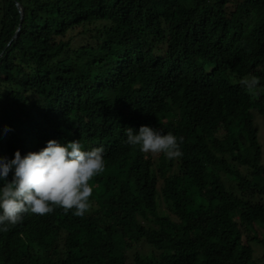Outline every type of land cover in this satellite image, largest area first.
Wrapping results in <instances>:
<instances>
[{
    "label": "trees",
    "instance_id": "16d2710c",
    "mask_svg": "<svg viewBox=\"0 0 264 264\" xmlns=\"http://www.w3.org/2000/svg\"><path fill=\"white\" fill-rule=\"evenodd\" d=\"M232 2L0 0V156L80 140L106 165L83 216L0 231V264H264V0ZM142 125L177 137L175 174L125 143Z\"/></svg>",
    "mask_w": 264,
    "mask_h": 264
},
{
    "label": "clouds",
    "instance_id": "9594fccd",
    "mask_svg": "<svg viewBox=\"0 0 264 264\" xmlns=\"http://www.w3.org/2000/svg\"><path fill=\"white\" fill-rule=\"evenodd\" d=\"M241 83L251 92L257 82L252 79ZM10 130V126H4L5 134ZM124 133L125 143L143 153L163 154L167 159L181 154L180 142L171 132L142 125L138 131L126 127ZM105 166L103 147L85 150L80 140L62 144L51 139L39 151L22 156L17 150L11 159L0 156V231L21 222L24 213L44 215L53 206L83 216L93 194L90 181Z\"/></svg>",
    "mask_w": 264,
    "mask_h": 264
},
{
    "label": "rangeland",
    "instance_id": "374dc122",
    "mask_svg": "<svg viewBox=\"0 0 264 264\" xmlns=\"http://www.w3.org/2000/svg\"><path fill=\"white\" fill-rule=\"evenodd\" d=\"M236 0H234L235 2ZM232 2L231 5L234 3ZM77 34V32H74ZM83 38L82 35L78 36V39H81ZM88 40V37L87 39H84V41H87ZM252 93H254V95L256 96L257 91H252ZM254 113V120H255V124L256 126L258 127V131H259V139H260V142H261V145H262V163H264V116H262L261 114H259L257 112V110H255V112L253 111ZM152 155V158L154 160V166H153V173L154 175H158V167L160 166L161 162L163 160H165L168 164V167H169V172L170 174H175L177 172V158H172V159H167L164 157L163 154H151ZM244 167H242L243 169ZM159 181H160V186L163 185V180H162V177L159 178ZM160 212L161 214H166V209L164 208V205L163 203H160ZM260 230V233L259 231L257 232V235H260V238L259 240L260 241H255V242H252V245L254 247V250H255V257H258V259H261L262 255L264 254V228H261L260 226H257V228H255L252 233L253 234H256V230Z\"/></svg>",
    "mask_w": 264,
    "mask_h": 264
},
{
    "label": "water",
    "instance_id": "95a60500",
    "mask_svg": "<svg viewBox=\"0 0 264 264\" xmlns=\"http://www.w3.org/2000/svg\"><path fill=\"white\" fill-rule=\"evenodd\" d=\"M17 6L19 7L20 12H21V15H22V17H23V9L20 7L19 3L17 4Z\"/></svg>",
    "mask_w": 264,
    "mask_h": 264
}]
</instances>
